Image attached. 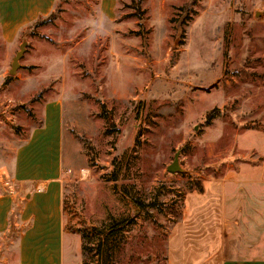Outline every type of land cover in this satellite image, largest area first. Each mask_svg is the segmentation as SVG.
I'll list each match as a JSON object with an SVG mask.
<instances>
[{
    "label": "rangeland",
    "instance_id": "374dc122",
    "mask_svg": "<svg viewBox=\"0 0 264 264\" xmlns=\"http://www.w3.org/2000/svg\"><path fill=\"white\" fill-rule=\"evenodd\" d=\"M4 11L0 199L19 192L16 149L56 100L65 224L81 238L73 264H168L191 196L210 207L197 243L264 257V0H56L12 42ZM218 207L223 237L207 214ZM13 241L0 231V264H11Z\"/></svg>",
    "mask_w": 264,
    "mask_h": 264
},
{
    "label": "crops",
    "instance_id": "0c3cea01",
    "mask_svg": "<svg viewBox=\"0 0 264 264\" xmlns=\"http://www.w3.org/2000/svg\"><path fill=\"white\" fill-rule=\"evenodd\" d=\"M55 2L0 0L4 12L10 17L2 24V37L7 42L14 41L31 22L48 13ZM105 11L109 13L108 8ZM64 141L61 104L56 100L47 102L43 124L31 129L16 149L12 179L20 187L18 196L14 194L0 199V231L12 230L14 233L11 264L75 262L81 238L64 228ZM237 178L243 182L250 181L252 177L248 174V167L242 166ZM191 198L193 200L188 198L186 204L185 220L173 227L169 234L168 264H264L263 256L246 255L252 250L244 245L197 243L198 238L205 236L200 220L209 203L199 205L201 198ZM210 205L214 206V203ZM219 207L217 212L207 214L212 216L217 234L223 237L225 218ZM193 237L197 239H191Z\"/></svg>",
    "mask_w": 264,
    "mask_h": 264
},
{
    "label": "water",
    "instance_id": "95a60500",
    "mask_svg": "<svg viewBox=\"0 0 264 264\" xmlns=\"http://www.w3.org/2000/svg\"><path fill=\"white\" fill-rule=\"evenodd\" d=\"M25 52V43H22L20 45L19 51L16 53L15 57L13 58L12 66L10 69V73L13 75L17 72V70L21 67L20 59L22 58L23 54ZM179 163H178V156H175L174 162L168 167V170L170 172H175L176 170H179Z\"/></svg>",
    "mask_w": 264,
    "mask_h": 264
},
{
    "label": "trees",
    "instance_id": "16d2710c",
    "mask_svg": "<svg viewBox=\"0 0 264 264\" xmlns=\"http://www.w3.org/2000/svg\"><path fill=\"white\" fill-rule=\"evenodd\" d=\"M216 112H218L217 109L208 112L207 118L214 117V115H215ZM199 189H202L201 186L199 187ZM68 205H69L68 204V201L66 200V198H64L63 199V211H64V214L67 215V217L69 218L70 217V212L68 211V209H69L68 208L69 207ZM64 228H65V231H67V232H71V233H78L79 232V230L76 227L71 226V224L69 222H67L65 224ZM98 248H99L98 249L99 250L98 251L99 255H102V248H103V243L102 242H100L98 244Z\"/></svg>",
    "mask_w": 264,
    "mask_h": 264
}]
</instances>
